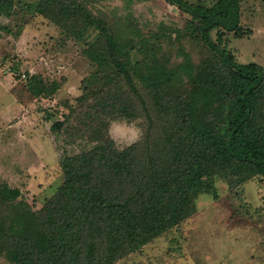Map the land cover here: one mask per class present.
<instances>
[{"label": "trees", "instance_id": "trees-1", "mask_svg": "<svg viewBox=\"0 0 264 264\" xmlns=\"http://www.w3.org/2000/svg\"><path fill=\"white\" fill-rule=\"evenodd\" d=\"M168 1L191 14L190 24L210 53L201 63H155L145 71L130 56L137 44H120L111 27L77 0L39 1L40 12L59 5L107 38L106 61L114 67L92 75L102 78L99 86L89 87L92 78L85 79L88 92L80 101L93 99L100 112L111 115L117 107L123 117H134L135 100L141 101L150 127L141 140L119 149L104 122L89 151L62 154L65 177L58 193L40 212L19 203V221L2 229L1 250L11 260L115 264L191 216L200 194L217 196V178L231 186L255 176L264 181V65L240 62L225 43L228 32L251 33L241 23V0ZM13 5L0 0V11L10 13ZM28 88L34 96L51 94L41 79ZM75 112L71 107L66 120L54 121L52 128L70 132ZM22 196L20 188L0 185V208Z\"/></svg>", "mask_w": 264, "mask_h": 264}, {"label": "rangeland", "instance_id": "rangeland-1", "mask_svg": "<svg viewBox=\"0 0 264 264\" xmlns=\"http://www.w3.org/2000/svg\"><path fill=\"white\" fill-rule=\"evenodd\" d=\"M39 1L13 0L10 13L0 11V185L23 192L20 202L1 207L0 264H19L1 250L2 229L19 221V203L40 212L58 193L65 177L62 154L89 151L104 122L119 149L141 140L150 127L141 101L135 100L134 117L117 115V107L112 115L100 112L93 99L80 101L88 92L85 79L92 78L89 87L99 86L102 78L92 75L114 67L106 61L107 38L100 28L59 5L40 12ZM77 2L111 27L120 44H137L130 56L145 71L155 63L198 64L210 55L190 24L191 14L168 0ZM241 23L251 33L237 37L228 32L226 45L240 62L264 65V0H241ZM35 79H41L49 96L29 91ZM181 80L188 82L184 76ZM71 107L76 114L68 124L70 132L54 130V121L66 120ZM216 184L217 196L200 194L191 216L115 264H264V181L255 176L231 186L220 177Z\"/></svg>", "mask_w": 264, "mask_h": 264}]
</instances>
